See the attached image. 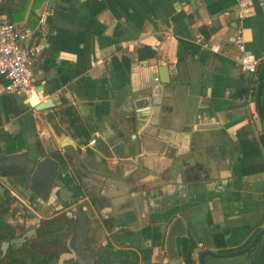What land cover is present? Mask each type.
Masks as SVG:
<instances>
[{
    "label": "crops",
    "instance_id": "0c3cea01",
    "mask_svg": "<svg viewBox=\"0 0 264 264\" xmlns=\"http://www.w3.org/2000/svg\"><path fill=\"white\" fill-rule=\"evenodd\" d=\"M45 4L35 9L43 48L31 62L33 92L27 101L0 92L6 143L21 152L72 145L88 170L121 180L138 165L158 172L201 142L216 152L223 142L227 155L207 168V179L194 182L195 165L184 166L178 179H156L151 195L161 206L165 231L175 233L162 264H197L203 248L244 246L264 227V71L255 101V76L264 63L253 73L241 70L235 36H241L243 53L264 52V0H51L48 10ZM178 38L189 44L180 59ZM47 96L53 97L51 107H31ZM206 156L211 152L197 157L203 167ZM98 207L102 218L119 213ZM197 213L202 217L186 226ZM119 214L113 219L124 220L110 229L116 239L138 248L154 243L156 214L150 220L146 211ZM155 255L151 245L147 260ZM204 259L264 264V233L249 256Z\"/></svg>",
    "mask_w": 264,
    "mask_h": 264
},
{
    "label": "flooded vegetation",
    "instance_id": "af4514ba",
    "mask_svg": "<svg viewBox=\"0 0 264 264\" xmlns=\"http://www.w3.org/2000/svg\"><path fill=\"white\" fill-rule=\"evenodd\" d=\"M6 142L0 135V264H115V257L105 260L99 255L101 245L110 249H114L113 246L121 248L124 254L128 253L131 259L123 264H162L161 246L165 234L162 233L164 224L159 203L152 201L149 208L152 209L151 216L146 212L148 220L154 219L153 214L157 216L154 243L148 242L150 246L144 248L125 246L120 240H115L113 232H110L112 226L108 225L114 216L121 214L102 218L98 207L101 201H94L92 196L85 194L77 181L72 186L77 194L74 202L84 204L87 201L95 208L92 207L93 214L85 226L76 213H71L66 162L62 161L63 177L59 180L40 171L28 181L23 171L29 168V164H8L12 160L21 161L18 155L21 151ZM11 168L16 173L7 175ZM126 221L137 222L135 218ZM101 227L108 234L105 235ZM174 234L169 243L171 246L174 245ZM151 245L155 247L156 255L149 261L146 256Z\"/></svg>",
    "mask_w": 264,
    "mask_h": 264
},
{
    "label": "water",
    "instance_id": "95a60500",
    "mask_svg": "<svg viewBox=\"0 0 264 264\" xmlns=\"http://www.w3.org/2000/svg\"><path fill=\"white\" fill-rule=\"evenodd\" d=\"M51 0H46L45 9L48 10L50 7ZM167 70L171 72V66L167 65ZM264 71V64L261 65L256 73V88H255V101L257 102V97L259 93V88L261 84V77L262 72ZM40 90H42V86H40ZM53 97L47 96V98L38 99L37 102L32 104V108L34 110H41L44 108L51 107L53 105ZM257 110L258 115L262 118V113L260 111V108L257 103ZM263 133H264V121L262 123ZM202 139H205L204 135L201 137ZM45 139V138H44ZM43 147L47 146V142L43 140L42 142ZM222 143V146H221ZM194 144V139L192 138V145ZM218 145L221 147L217 148V152L213 150V148L210 150V148H207L204 146L203 142H201V145L199 148L194 149L193 147L190 148L188 151V154L183 155L182 157H179L177 161L169 164L165 167V169H162L158 172H152L146 168H144L141 165H138L132 170H130L127 174H124V176L120 178H115L112 176H105L102 173L95 172L88 170L86 167H84L81 164V159L75 152L72 145L66 146L65 144L54 146L51 150H42L39 148L34 147L32 150L28 151H22L19 155L21 158V161H15L12 160L8 164L11 165H25L29 164V168L25 169L23 172L25 176L28 177V181H31V179L34 177V175L40 171L44 174H47L48 177H52L55 180H59L61 177H63L62 173V161L67 163L68 171L66 173L67 178L69 179L68 186L69 188V209L72 212L76 213L77 216L81 220V224L85 226V222L88 221V218H90V215L93 214L92 207L95 208V205L90 206V204L86 201L83 203L81 202H74L77 198V194L73 191V184L77 181L81 188L83 189V192L87 194L88 196H92V199L94 201H101V204H103L106 207H113L116 208L119 213L129 215L131 213L140 212V211H146L149 216L152 215V209L149 210L151 207V203L154 199L153 192L155 191V181L159 177L161 179L164 178H172V179H178V177H181L183 167L184 166H197L196 167V176L194 177V182H199L202 180L207 179L209 176V172L207 168H211L214 164L217 165V161L219 158L225 159V155L228 146L227 144L223 142H219ZM211 156H206L205 159L208 160L207 167H203V163L199 160H197V157H199L202 153H210ZM65 155V158L63 157ZM199 166V167H198ZM15 169L11 168L9 171H7V175H14ZM112 180L120 181L121 183H124L123 186L119 185L120 182L114 183L116 184L114 187V190L107 189V184L111 182ZM202 217V213H197L194 216H191L185 223L186 226H189L191 223L196 222L198 219ZM152 218V217H151ZM123 219H111V221L108 222L109 226H115L117 222L122 221ZM165 223V221L163 220ZM155 225V224H154ZM114 234L116 233L115 230H113ZM162 233L167 235L165 243L162 242V249L166 247L168 251H170V248H172L171 240H172V232H166L165 231V224L164 228L162 230ZM264 233V227L259 228L253 236L250 238V240L242 247L228 251V252H216L212 251L208 248H203L201 250H198L196 252V263L197 264H208L204 256L210 255L213 257H223L228 256L236 253H245L249 256V251L251 248L255 245L256 241L260 237L261 234ZM115 240L117 241L116 237L114 236ZM165 244V245H164ZM101 249L99 252V255H101L105 260H108L109 257H115V264H123L124 262H128L129 259H131V256L129 254H124L123 250L121 248L118 249H110V248H104L101 245ZM166 251L163 250L162 258L166 255ZM162 261V260H161ZM160 261V262H161ZM249 264H252V260L250 259Z\"/></svg>",
    "mask_w": 264,
    "mask_h": 264
},
{
    "label": "built area",
    "instance_id": "2783aa9c",
    "mask_svg": "<svg viewBox=\"0 0 264 264\" xmlns=\"http://www.w3.org/2000/svg\"><path fill=\"white\" fill-rule=\"evenodd\" d=\"M41 39L39 22L29 26L10 21L0 14V92L22 94L27 101L32 91L31 62L43 48ZM235 42L241 50L236 59L239 68L255 72L257 65L264 63V52L256 55L243 53L240 35L235 36Z\"/></svg>",
    "mask_w": 264,
    "mask_h": 264
},
{
    "label": "trees",
    "instance_id": "16d2710c",
    "mask_svg": "<svg viewBox=\"0 0 264 264\" xmlns=\"http://www.w3.org/2000/svg\"><path fill=\"white\" fill-rule=\"evenodd\" d=\"M43 0H0V14L5 16L8 20L13 22H23L29 26H32L37 21V15L35 9L41 5ZM27 10L26 16H24ZM24 18V20H23ZM23 20V21H22ZM189 47V44L178 38L176 57L180 59L183 51ZM242 93H246V88L241 89ZM262 142L264 143V137L261 134ZM264 226V224H263ZM217 244L222 243V236L219 234L213 235ZM220 251V250H219Z\"/></svg>",
    "mask_w": 264,
    "mask_h": 264
},
{
    "label": "bare ground",
    "instance_id": "6f19581e",
    "mask_svg": "<svg viewBox=\"0 0 264 264\" xmlns=\"http://www.w3.org/2000/svg\"><path fill=\"white\" fill-rule=\"evenodd\" d=\"M30 100H31V96H30ZM32 101V100H31Z\"/></svg>",
    "mask_w": 264,
    "mask_h": 264
}]
</instances>
